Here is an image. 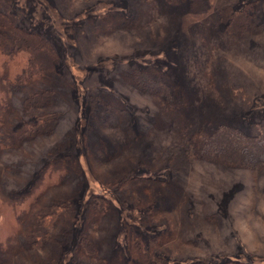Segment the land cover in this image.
<instances>
[{
	"label": "rangeland",
	"instance_id": "1",
	"mask_svg": "<svg viewBox=\"0 0 264 264\" xmlns=\"http://www.w3.org/2000/svg\"><path fill=\"white\" fill-rule=\"evenodd\" d=\"M196 1L0 0L55 53L51 71L19 80L0 28V140L14 146L0 145V264H47L48 244L36 251L25 239L31 214L59 196L75 215L59 264L264 262V163L253 178L203 159L174 171L166 160L183 132L264 126V0H204L198 14ZM225 8L253 24L228 28ZM42 89L54 93L56 125L19 146L15 132L34 120L22 96ZM129 177L164 184L123 185ZM7 223L19 233L5 235Z\"/></svg>",
	"mask_w": 264,
	"mask_h": 264
},
{
	"label": "trees",
	"instance_id": "2",
	"mask_svg": "<svg viewBox=\"0 0 264 264\" xmlns=\"http://www.w3.org/2000/svg\"><path fill=\"white\" fill-rule=\"evenodd\" d=\"M204 5V0H197L193 3L191 9L194 10L196 14L203 13L205 11ZM229 11L230 8H225L221 10L220 15L222 18L226 16L229 24L228 28L230 29L243 28L245 25H252L254 22L252 16L245 13L243 10ZM0 28L4 29L12 37V46L10 51L5 54V61H11V59L17 55L15 63L19 64L18 62H20V64L17 70H15L17 71L16 75H18L19 80L24 76L26 78H32L35 75H32L34 69L42 72L46 70L51 71L53 69L55 60L54 50L38 34L30 33L16 26L7 15L1 12ZM20 67L23 68L21 69ZM151 91L156 96L158 95L160 97V104L172 108V104L166 99L167 97H164L168 96L166 89L157 88ZM12 92V90H9L8 93L10 94ZM53 100L54 93L51 89L36 90L22 96L20 101L21 107H19L21 112L33 116L34 120L15 132L14 135H17L16 143L19 146H21V143L27 138L44 135L53 131L58 119V112L48 110V107L53 104ZM104 106L105 110L107 112L110 110L111 113L110 108H112V106L108 103H105ZM100 117L107 118L106 116ZM258 131L259 132L256 134L247 135L230 125L223 124L210 132L201 127L183 132L180 143L170 148L166 160L174 168V171L189 169L193 162L198 159H203L223 166L246 168L251 177L256 178L260 165L264 163V126H260ZM11 140L12 139L7 142L9 145L13 143ZM2 142L3 140H0V145L4 148H8L5 147L4 142ZM5 150L6 149H3L1 151ZM144 182L154 185L164 184L163 182H158L153 179L129 177L123 181V185ZM252 186L254 187V184ZM98 200L102 201V199ZM0 213L2 214V212ZM74 219L75 215L72 201L69 198L56 197L50 204L36 209L31 214L29 233L25 239L26 244L33 250L41 251L44 244L47 243L49 246V253L46 263L59 264L61 248L67 242ZM261 219L264 221V215H261ZM11 227L12 225L7 223V227L4 228L5 235H7L8 232H13L11 235L19 233V229L12 230ZM8 228H10V230ZM81 243L86 250L92 249L91 244L87 242V240L85 241L82 239L80 241V244ZM154 258V264H207L205 260L170 263L159 256H155ZM214 264L252 263L229 258L227 260L217 261ZM261 264H264V262Z\"/></svg>",
	"mask_w": 264,
	"mask_h": 264
}]
</instances>
